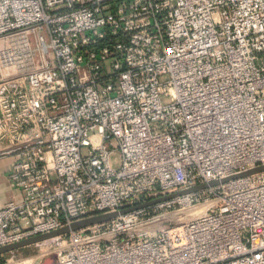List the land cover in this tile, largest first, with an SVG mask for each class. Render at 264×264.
<instances>
[{
	"label": "built area",
	"instance_id": "obj_1",
	"mask_svg": "<svg viewBox=\"0 0 264 264\" xmlns=\"http://www.w3.org/2000/svg\"><path fill=\"white\" fill-rule=\"evenodd\" d=\"M2 159L0 248L264 165V0H0ZM36 246L29 264H264V173Z\"/></svg>",
	"mask_w": 264,
	"mask_h": 264
},
{
	"label": "water",
	"instance_id": "obj_2",
	"mask_svg": "<svg viewBox=\"0 0 264 264\" xmlns=\"http://www.w3.org/2000/svg\"><path fill=\"white\" fill-rule=\"evenodd\" d=\"M264 173V165H260L258 167H255L247 172H244L242 174L236 175V176H232L217 182H213L211 184L208 185H202V186H197L188 190H184V191H179L176 193H172L169 195H165V196H160V197H156L153 198L149 201L143 202V203H137L131 206H127L117 212L114 213H108V214H103V215H98V216H94V217H90L87 219H83L80 221H75L67 226H64L60 229H57L55 231L49 232V233H45V234H41V235H37L34 237H30L27 238L23 241H20L18 243H14V244H10L4 247L0 248V257L8 255V254H12L14 252H17L19 250L31 247V246H36L39 245L41 243L44 242H48V241H52L55 240L57 238H61L64 236L69 235L70 233L73 232H77V231H81L84 230L86 228L95 226V225H99V224H103L105 222L111 221L113 219H116L118 217H122L134 212H137L139 210H144V209H148L152 206H155L157 204L163 203V202H167L185 195H189V194H193V193H197L203 190H206L210 187H215L221 184H225L229 181H234L237 179H243V178H247V177H251V176H255L258 174H262ZM53 261L52 258L47 259L43 264H51Z\"/></svg>",
	"mask_w": 264,
	"mask_h": 264
},
{
	"label": "rangeland",
	"instance_id": "obj_3",
	"mask_svg": "<svg viewBox=\"0 0 264 264\" xmlns=\"http://www.w3.org/2000/svg\"><path fill=\"white\" fill-rule=\"evenodd\" d=\"M205 205L203 201H199V206L196 208L195 212L196 214L204 213L205 211ZM180 210V214L177 216L178 218H182L186 216V211L180 208H176V211ZM175 211V210H174ZM159 217L160 221H166L168 218L173 216V213L169 210H166L165 208L156 209L155 211H147L146 213H142L138 216L137 221H146L152 217ZM41 247L37 246H31L22 250H19L17 252H14L12 254H8L5 256L0 257V264H22L23 262H26V264H29V260L35 261V258L37 255H39Z\"/></svg>",
	"mask_w": 264,
	"mask_h": 264
},
{
	"label": "crops",
	"instance_id": "obj_4",
	"mask_svg": "<svg viewBox=\"0 0 264 264\" xmlns=\"http://www.w3.org/2000/svg\"><path fill=\"white\" fill-rule=\"evenodd\" d=\"M11 162V159L0 160V209L12 199V197H17V192L7 180L8 169Z\"/></svg>",
	"mask_w": 264,
	"mask_h": 264
}]
</instances>
